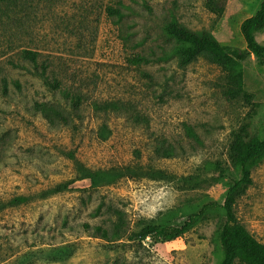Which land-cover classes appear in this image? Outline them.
Instances as JSON below:
<instances>
[{"label":"rangeland","instance_id":"rangeland-1","mask_svg":"<svg viewBox=\"0 0 264 264\" xmlns=\"http://www.w3.org/2000/svg\"><path fill=\"white\" fill-rule=\"evenodd\" d=\"M264 0H227L217 17L207 0H6L0 11V202L30 200L0 210V264H216V233L225 219L212 210L172 241L117 244L91 237L84 225L111 224L122 211L128 231L138 221L182 225L210 201H223L235 174L228 151L233 134L257 113L264 128V68L244 63L252 102L224 96L222 70L203 58L186 67L165 27L178 21L206 30L223 44L245 48L240 25ZM109 7L124 16H110ZM264 44V33L256 35ZM24 51L36 53V62ZM141 56L149 63L135 65ZM45 69L52 88L36 75ZM6 87V89H5ZM82 103L74 107L75 100ZM95 102H118V112ZM61 110L69 122L50 124L36 104ZM104 129L103 136L101 130ZM263 137V135H262ZM165 141L172 157H158ZM72 157L94 169L141 164L162 179L125 178L91 189L41 198L75 176ZM238 201V220L264 244V157ZM78 244V248L72 245Z\"/></svg>","mask_w":264,"mask_h":264},{"label":"trees","instance_id":"trees-1","mask_svg":"<svg viewBox=\"0 0 264 264\" xmlns=\"http://www.w3.org/2000/svg\"><path fill=\"white\" fill-rule=\"evenodd\" d=\"M6 0H0L1 4ZM227 0H207V8L217 17H222L225 13ZM107 12L110 16L122 18L125 14L121 9L109 7ZM240 32L245 43V48L233 47L218 41L215 36L206 30L193 31L178 21H173L165 27L166 35L174 41L173 53L178 57L179 65L186 67L198 58H203L218 66L224 74V96L230 101L244 99L252 102V94L246 87V76L244 63L255 58L257 65L264 68V44L260 43L256 35L264 33V1L258 11L247 17L240 25ZM23 56L32 62H36L37 55L32 51H24ZM135 65L149 63L150 60L137 56L131 61ZM36 75L42 78L46 84L57 88L58 83H51L45 76V69H36ZM6 89V87H5ZM82 103L81 97L74 102V107L78 108ZM94 108L103 112H118L120 106L118 102H95ZM37 111L50 124L56 121L68 123L65 114L45 103L36 104ZM257 113L250 116L249 121L244 123L238 131L233 134V139L229 145V159L235 166V174L227 180V188L221 203L210 201L201 207L200 212L189 214V220L182 225H174L170 222L138 221L128 231V223L125 215L118 209L111 208V224L109 227L103 225L84 227L91 237L105 240L111 244H117L125 236L129 241H143L151 238L155 242H167L182 237L188 233L201 219V215L219 210L225 219L224 223L216 233L217 241L220 245L221 260L216 264H264V244L255 238L249 230L240 223L236 214L238 201L247 193L253 184L251 173L252 166L264 157V128L259 129L256 123ZM103 136L104 129L101 130ZM263 135V137H262ZM175 151L173 147L166 146L165 141H161L155 148L158 157H172ZM74 163L75 176L65 182L39 193L41 198L72 191V185L81 181H88L91 189L109 187L122 179H162L166 174L152 166L143 167L141 164L116 166L108 169H94L84 162L72 157ZM30 198L16 197L8 202H0V210L15 207L27 203ZM78 248L76 243L72 245Z\"/></svg>","mask_w":264,"mask_h":264}]
</instances>
